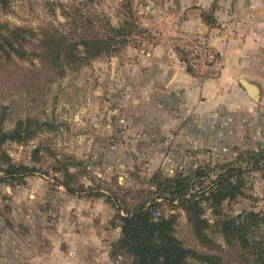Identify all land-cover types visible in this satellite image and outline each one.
I'll use <instances>...</instances> for the list:
<instances>
[{"label": "rangeland", "instance_id": "374dc122", "mask_svg": "<svg viewBox=\"0 0 264 264\" xmlns=\"http://www.w3.org/2000/svg\"><path fill=\"white\" fill-rule=\"evenodd\" d=\"M182 5L12 0L0 9L1 244L21 245L54 224L72 223L73 195L100 204L111 225L122 223L120 217L141 200L166 196L175 206L162 202L158 209L177 218L175 236L187 248L205 254L213 246L228 253L223 264H248L238 243L231 240L229 247L223 233L224 223L253 214L247 236L257 255H264V105L248 106L236 92L225 91L217 106L211 97L198 99L188 83L171 82L165 70L171 57L159 61L156 50L175 53L184 71L201 82L218 59L206 38L176 31L188 13ZM203 18L211 24V13ZM74 19L80 25L91 21L101 34L106 20L132 34L116 53L77 65L64 58L61 70L43 57H49L52 37L71 44L64 53L73 52ZM17 29L23 47L11 35ZM15 134L22 138H9ZM227 178L233 196L213 206L209 192ZM182 199L192 209L182 207ZM197 228L210 241L198 238ZM119 257L121 264L133 262L127 253ZM244 258L252 263L255 256Z\"/></svg>", "mask_w": 264, "mask_h": 264}, {"label": "crops", "instance_id": "0c3cea01", "mask_svg": "<svg viewBox=\"0 0 264 264\" xmlns=\"http://www.w3.org/2000/svg\"><path fill=\"white\" fill-rule=\"evenodd\" d=\"M183 1L187 5L182 8L188 13L174 26L176 31L206 38L218 59L210 66V76L201 82L184 71L175 53L156 50L157 60L171 57L165 62L171 82L188 83L198 99L211 97L217 106L226 97L225 91L236 92L248 106L264 105V0ZM205 13H211V24L204 20ZM110 218L100 204L73 195L72 223L54 224L21 245L0 243V264H116L118 258L111 257V249L120 239L121 229L113 227Z\"/></svg>", "mask_w": 264, "mask_h": 264}, {"label": "trees", "instance_id": "16d2710c", "mask_svg": "<svg viewBox=\"0 0 264 264\" xmlns=\"http://www.w3.org/2000/svg\"><path fill=\"white\" fill-rule=\"evenodd\" d=\"M11 2L12 0H0V9L7 8ZM76 13L79 15V12ZM78 22V19L73 20V52L69 48V55L64 53V51L71 44L68 45L66 41L58 37H52L50 40L51 42L48 45L50 48L49 57H43V59H49L51 63H55L56 68L61 70L66 68L62 64L64 58L67 59L69 64L77 65L84 63L87 59H94L104 54L116 53L119 50V45L127 43L129 35L132 34L130 30L125 29L123 26H112L108 20L105 21L103 34L95 30L94 24L91 21H86L85 23L80 21L82 25ZM79 29L83 31V35H77ZM22 33V29L11 31L13 40L20 42L23 47L25 37L22 36ZM9 46L15 52L20 51L19 49H15L12 44ZM9 138L20 140L22 137L19 134H15L10 135ZM229 188H232V184L229 183V178L225 181H219L215 188L210 190L208 200L212 202L213 206H221L229 196H233L231 192L228 193ZM159 198L162 200L161 202L158 201L160 199L156 198L150 201L141 200L132 213L120 217L122 223L112 224L113 227H120L121 237L112 245L111 257L117 259L124 252L133 256V262L131 264H190L189 261L191 259H196L201 263L223 264L221 258L224 254L228 256L227 252H224L220 248L208 246L207 248L210 252L202 254L195 249L187 248L175 236L174 224L177 218L174 215L170 217L166 216L158 209L163 206L162 202L175 206V201L174 199H168L166 196ZM189 204H191V201L187 199H182L180 202L182 207L192 209L188 206ZM156 209L158 211L154 215V210ZM250 217H253V214H249L241 223L234 224L231 221L223 222V235L227 238L228 245L231 240L235 241L230 244L238 243L239 249L236 250L243 257L242 262L247 261L248 264H264V255H257L255 247L253 248V245L250 244V239L247 236L249 229L245 224L249 221ZM189 221L192 222L191 219ZM196 221L199 222L200 220L196 219ZM202 232V229L197 228L194 233L198 238L202 239L203 237L206 241H210ZM229 247L232 246L229 245ZM218 250H221V252L219 253ZM249 254L255 256L252 263L244 258Z\"/></svg>", "mask_w": 264, "mask_h": 264}, {"label": "built area", "instance_id": "2783aa9c", "mask_svg": "<svg viewBox=\"0 0 264 264\" xmlns=\"http://www.w3.org/2000/svg\"><path fill=\"white\" fill-rule=\"evenodd\" d=\"M201 42L203 43V44H205L206 43V41L205 40H201ZM207 44V43H206ZM209 46V45H208ZM116 264H121V261H120V257H119V259H118V261H117V263Z\"/></svg>", "mask_w": 264, "mask_h": 264}]
</instances>
